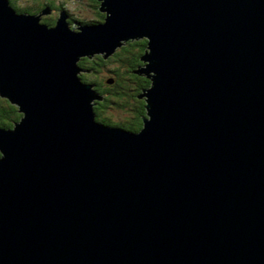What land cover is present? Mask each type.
<instances>
[{"label":"water","instance_id":"obj_1","mask_svg":"<svg viewBox=\"0 0 264 264\" xmlns=\"http://www.w3.org/2000/svg\"><path fill=\"white\" fill-rule=\"evenodd\" d=\"M89 2L0 0V264H264V0ZM143 35L148 117L96 121L76 59Z\"/></svg>","mask_w":264,"mask_h":264},{"label":"trees","instance_id":"obj_2","mask_svg":"<svg viewBox=\"0 0 264 264\" xmlns=\"http://www.w3.org/2000/svg\"><path fill=\"white\" fill-rule=\"evenodd\" d=\"M88 9L89 12H91V8ZM94 17H98V11L94 13ZM92 21H98V19ZM145 43L146 39L143 37L127 39L124 40L118 48L113 50L111 54L109 53L106 56L100 53L93 54L89 58L85 55L83 57L79 56L76 59V65L78 64L79 66L88 68V71L81 73L77 72V77L81 81L89 82L94 92L98 93L100 96L98 99L94 98L92 100V108L95 113L94 119L96 121L109 126H120L132 131H137L142 126V119L140 116L143 117L144 114H146L145 103L142 96L136 97V95L139 94L140 90L142 91L150 84V79L139 73L134 72L133 74L131 70L139 68L144 64L140 56L145 51ZM108 58L116 62L119 61L121 64L120 67H124L122 69L120 67H107V69H105L110 78L112 77L111 82L107 80L109 76L99 79L95 74L99 70V67L106 66ZM123 73L127 74L128 78H124L125 75ZM125 79H127V85L125 84ZM103 82L107 84L102 85ZM128 99H131L130 103ZM111 100L115 106H119V108L129 113L126 119H121L119 121L111 120L108 116H103L101 114L106 107H110ZM1 110L7 111L9 114H7V116H2L0 114V126L11 128L13 121L16 120L19 113H13V104L0 99V112Z\"/></svg>","mask_w":264,"mask_h":264},{"label":"rangeland","instance_id":"obj_3","mask_svg":"<svg viewBox=\"0 0 264 264\" xmlns=\"http://www.w3.org/2000/svg\"><path fill=\"white\" fill-rule=\"evenodd\" d=\"M60 2H62V5L64 8H66L70 13V16H72L73 18L72 19H69L70 22L73 23V25L78 22L77 20H89L93 17V14L92 12H89V9L88 8H91L89 5H88V2L89 0H60ZM66 11V10H65ZM64 12V11H63ZM65 14V13H64ZM66 15H67V12H66ZM66 17V16H65ZM139 38V37H137ZM137 38H132V39H137ZM141 38V37H140ZM143 38L146 39L145 35H143ZM147 40V39H146ZM124 40H122L121 42L117 43L112 49L115 50L116 48H118V46L121 45V43L123 42ZM144 49H147L148 51V48H147V41L145 43V48ZM112 50V51H113ZM111 51V52H112ZM146 51V52H147ZM110 52V54H111ZM101 52H93L91 54V56L93 54H100ZM87 56V55H86ZM147 63V62H146ZM120 62L119 61H114L113 59H110L108 58L107 62H106V66L104 67H99V70L95 73L96 74V77L99 78V79H102L104 78L105 76H109V74L107 73V71L105 69H107V67H120ZM145 66V61H144V64L141 65L140 67H143ZM121 69L124 68L123 66L120 67ZM138 69V68H136ZM79 73L83 72V71H78ZM134 74V72H132ZM124 74V73H123ZM132 74V75H133ZM125 77L124 78H128V75L127 74H124ZM131 76V74H130ZM107 79H110V76L107 78ZM112 81V80H111ZM108 82V81H107ZM107 83L103 82L102 85H105ZM125 84L127 85V79H125ZM140 92H142L140 90ZM139 92V93H140ZM143 97V95H140ZM93 100V99H92ZM127 100V99H126ZM129 103L131 102V99H128ZM91 102V100H89V103ZM146 111V110H145ZM0 114L2 116H7V114H9L7 111H2L0 112ZM103 116H108L109 119L111 120H121V119H126L127 116L129 115L128 112H126L125 110L119 108V106H115L113 101L111 100V103H110V107H106L104 109V112L101 113ZM145 117H148L146 114H144ZM14 122V121H13ZM0 127H4V128H8V127H5V126H0Z\"/></svg>","mask_w":264,"mask_h":264},{"label":"flooded vegetation","instance_id":"obj_4","mask_svg":"<svg viewBox=\"0 0 264 264\" xmlns=\"http://www.w3.org/2000/svg\"><path fill=\"white\" fill-rule=\"evenodd\" d=\"M7 2H8V5L11 7V9L16 14L36 16L38 23H41L47 27L53 26V11L57 13L59 16H62L63 14L64 19L73 25V23L70 22L69 20V19H72L73 17L70 16V13H68L69 11L63 7L62 2H60V0H7ZM88 4L91 7L90 2H88ZM66 12H67V15H66ZM91 12L93 14V17L91 19L86 20V21L77 20L78 22H76L74 25L92 24V23L98 22V21H92V20L98 19V17L97 18L94 17V13H96V11H93L92 7H91ZM77 66L79 67V71L80 70L83 72L88 71L87 67L79 66L78 64ZM83 82H86V81H83ZM97 95L99 94L97 93ZM94 116H95V113H94Z\"/></svg>","mask_w":264,"mask_h":264}]
</instances>
